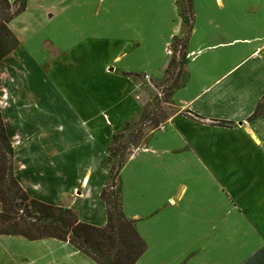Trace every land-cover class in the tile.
Listing matches in <instances>:
<instances>
[{"label": "crops", "instance_id": "crops-1", "mask_svg": "<svg viewBox=\"0 0 264 264\" xmlns=\"http://www.w3.org/2000/svg\"><path fill=\"white\" fill-rule=\"evenodd\" d=\"M180 2L28 1L10 23L19 47L0 64L15 176L31 198L105 227L113 166L90 128H111V143L138 120L145 76L164 79L187 37L175 114L146 132L116 177L147 245L136 264H264V0H190L189 33ZM71 92L81 96L78 142L36 119ZM0 264L95 263L67 242L0 236Z\"/></svg>", "mask_w": 264, "mask_h": 264}, {"label": "trees", "instance_id": "trees-1", "mask_svg": "<svg viewBox=\"0 0 264 264\" xmlns=\"http://www.w3.org/2000/svg\"><path fill=\"white\" fill-rule=\"evenodd\" d=\"M186 3H190V0H186ZM27 6L28 0H16L14 3L10 0H0V64L19 47L20 42L10 29V23L15 17L24 13ZM180 14L181 17H186L181 11ZM187 24L189 33L191 26L189 22ZM186 38L182 41L177 40L174 46L178 42H182L184 46ZM172 64L173 61H171L167 73H169ZM179 85L180 82L167 95L169 101ZM260 106L261 104L250 117V120L263 112L260 111ZM146 119L149 121V117ZM139 124L141 122H138L137 125ZM159 124L154 128L159 127ZM131 125L132 123H128L122 133ZM122 133L113 136L112 144L117 143L118 139L123 136ZM143 137L141 132L140 137L129 144V150L136 148ZM14 160L15 148L7 135L0 106V203L2 206L0 236H19L29 241L55 239L67 242L88 256L95 264H136L145 253L147 245L137 233L133 221L125 217L117 192L112 193L108 192L110 190H104L101 195L107 206V224L105 227L81 223L72 209L49 205L31 198L15 177ZM125 160L117 168L114 174L115 178Z\"/></svg>", "mask_w": 264, "mask_h": 264}, {"label": "rangeland", "instance_id": "rangeland-1", "mask_svg": "<svg viewBox=\"0 0 264 264\" xmlns=\"http://www.w3.org/2000/svg\"><path fill=\"white\" fill-rule=\"evenodd\" d=\"M179 4H180V11L184 13V15L187 17V20L190 24L192 15L189 12V5L186 3V0H181ZM173 50H174V53H173L174 56L172 59L173 64L169 70V73H167L165 78L160 81H150V82L146 81L145 82L146 84L142 87V90L139 94V101L141 102L143 109H144L143 114L138 120H135V122L134 121L128 122V123H132V125L123 133L121 132L123 136H121L118 139L116 144H112L113 138L111 139V143L110 141L108 142L110 136H108L107 130L109 129L101 128L100 134H99V129L90 128V130L95 134V137L98 139V142H100V145L106 144L105 142H107V147L109 149L110 158L109 156L107 157V163L113 166V175H111V180H109L107 183L108 188L105 189V190H110L108 192H112V193L117 192L115 187L116 185H118L117 184L118 182L116 181L114 174L116 173L117 168L122 165L123 161L125 160V156L127 154L133 155L137 151L135 147L129 150V144L132 141L137 140V138L140 137L141 132L145 136L148 130L154 128L158 123L165 122L168 118L173 116V114H175L176 112L175 108L170 106L169 96L167 95L170 92H172L174 86L181 80V76L184 72V68L186 64V55L184 52L185 49H184L182 42L176 43ZM79 82H80V79L72 80V83L74 84L73 90L80 95L82 93L81 91L82 87L81 88L75 87L77 86ZM73 95L68 96V97L65 95H60L59 97L61 100L58 103H55L54 106H50V105L43 106L41 110L39 109V111H37L36 119L54 121L55 123H57V125L62 126V127H59V130L61 132L65 130V132L67 133L69 137L71 136L73 132L76 131L73 135V138L75 141L78 142L79 139L76 136L78 134L77 132H79L80 130H78V127L76 126L78 125V120L76 118V114H77L76 109L77 110L80 109L79 104L81 103L80 101L77 102V100L80 99L81 96L78 98L77 96L75 95L73 96ZM65 102L67 103V105H65ZM1 104L2 103H0V106ZM92 113L96 115L98 114V112H92ZM146 117L147 118L149 117L148 119L149 121H147ZM98 120L102 121V118L99 117ZM138 122L139 123L141 122V124L137 125ZM128 123L126 125H128ZM109 131H112V129L110 128ZM85 134H87L88 136V133H85ZM64 135L65 133L63 134V136ZM135 135H138V136H135ZM107 137H108V140H107ZM110 151L112 152V155H110L111 153ZM78 152L81 154L82 151L78 150ZM75 163H81V161H76ZM14 174H15V160H14ZM1 211H2V207L0 205V213Z\"/></svg>", "mask_w": 264, "mask_h": 264}, {"label": "built area", "instance_id": "built-area-1", "mask_svg": "<svg viewBox=\"0 0 264 264\" xmlns=\"http://www.w3.org/2000/svg\"><path fill=\"white\" fill-rule=\"evenodd\" d=\"M145 81H147V82H150V77L149 76H145Z\"/></svg>", "mask_w": 264, "mask_h": 264}]
</instances>
